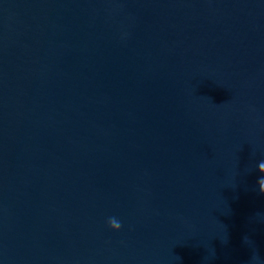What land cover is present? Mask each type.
Listing matches in <instances>:
<instances>
[{"label": "water", "instance_id": "obj_1", "mask_svg": "<svg viewBox=\"0 0 264 264\" xmlns=\"http://www.w3.org/2000/svg\"><path fill=\"white\" fill-rule=\"evenodd\" d=\"M0 264H264V0H0Z\"/></svg>", "mask_w": 264, "mask_h": 264}]
</instances>
